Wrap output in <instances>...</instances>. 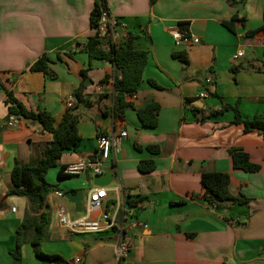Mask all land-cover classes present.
<instances>
[{
	"label": "crops",
	"instance_id": "1",
	"mask_svg": "<svg viewBox=\"0 0 264 264\" xmlns=\"http://www.w3.org/2000/svg\"><path fill=\"white\" fill-rule=\"evenodd\" d=\"M94 4L0 0V264H41L29 244L19 260L13 258L29 203L9 191L15 162L36 166L53 139L36 121L8 117L7 91L28 110L50 113L56 125L71 109L79 116L81 142L62 155L60 168L98 161L99 133L128 134L103 168L114 181L104 188L107 196L100 209H90V195L100 188L88 184L85 174L59 182L56 170L49 171L47 181L61 190L46 199L58 227L48 228L42 252L71 264L77 258L80 264H118L114 230L73 234L61 227L59 210L65 208L70 216L73 210L75 218H100L119 208L126 213L130 247L120 264H264V137L259 131L245 133L243 124L234 123L235 113L222 110L224 103H239L244 119L264 116V0H106L110 15L124 24L115 44L131 45L148 57L138 92L128 99L133 107L122 116L113 113L115 65L91 63L83 50L97 32L90 24ZM181 23H188L185 31L197 36L199 44H174L172 32L184 30ZM238 52L244 57L235 59ZM45 56L49 73L32 70ZM208 73L212 85L204 82ZM77 92L89 104L75 111L81 106ZM203 93L207 97L201 98ZM153 104L158 106V125L151 128L143 125L138 110ZM148 146L159 152L151 153ZM231 149L248 153L261 170L234 169ZM142 161H153L155 170L141 173ZM204 172L228 173L231 194L243 195L249 203L213 207L192 198L202 191ZM71 190L83 191L82 213L64 198Z\"/></svg>",
	"mask_w": 264,
	"mask_h": 264
},
{
	"label": "trees",
	"instance_id": "2",
	"mask_svg": "<svg viewBox=\"0 0 264 264\" xmlns=\"http://www.w3.org/2000/svg\"><path fill=\"white\" fill-rule=\"evenodd\" d=\"M94 8L90 15V24L97 30L96 34L89 38L83 50L88 54L90 62L94 60H107L113 62L116 68V79L114 84V115L122 116L125 111L133 107L128 101L130 97L137 94L140 84L143 81V72L147 65V53L134 49L131 45L128 48L115 44L111 36L102 35L99 32L100 21L104 12H108L106 0H94ZM110 14V13H109ZM237 17H233L235 20ZM182 29L188 28V23L180 24ZM230 27V23H226ZM179 57V55L177 56ZM182 62L187 63V58L180 56ZM32 70L49 73V59L45 56L37 61ZM78 105H88L89 101L84 99L80 92H77ZM6 104L8 106V117H23L27 120L38 122L42 128L52 134V142L46 148L42 159L34 167H27L16 161L11 172L12 189L10 196L25 197L29 203V209L17 229L16 251L13 258L19 260L21 249L25 244H30L35 250L41 264H71L65 258L57 254H46L40 250V245L48 238V228L51 221V214L47 206V196L52 192H60L58 185L47 181L49 171L58 165L62 155L67 151L75 150L81 142L78 130L79 116L74 109L67 111L60 124H55L54 117L46 112L35 113L28 110L14 95L7 91ZM158 106L153 104L138 110L139 119L146 127L154 128L158 125ZM222 110H232L235 113V124H243L244 132H261L264 137V116L256 115L252 119H244L239 103L236 106L228 103L223 104ZM212 113H218L214 111ZM151 153H158L159 148L148 146ZM230 155L233 168L248 173H255L261 170V165L253 163L248 153L241 149H231ZM156 165L153 161H142L139 171L143 174L151 173ZM64 166H61L58 177L63 179ZM202 191L199 194H192V198H201L210 206H217L224 202L238 205H246L249 199L243 195L233 196L230 192V175L221 172H204L201 176ZM120 264V262L118 263Z\"/></svg>",
	"mask_w": 264,
	"mask_h": 264
},
{
	"label": "built area",
	"instance_id": "3",
	"mask_svg": "<svg viewBox=\"0 0 264 264\" xmlns=\"http://www.w3.org/2000/svg\"><path fill=\"white\" fill-rule=\"evenodd\" d=\"M124 27L116 18H113L108 12H104L100 21L99 32L102 35H108L115 40L118 35V30ZM172 40L176 46L199 44L200 39L197 36L189 34L185 30L177 29L172 32ZM244 57L243 52H238L235 59ZM207 85H212L213 77L210 73L204 79ZM201 98L207 97L206 93L200 95ZM69 108H73V102L68 103ZM128 136L126 131L120 132L118 135L98 134L97 140L100 151V159L98 161L85 160L77 164H72L64 167L63 173L65 176L73 177L89 172L93 176L103 174V168L107 161L110 160L111 152L119 150V146L124 138ZM107 192L104 188L96 189L90 195V209H100L103 200L106 198ZM15 212L16 209L12 208ZM59 223L61 227L73 234H100L109 231H115L118 236L117 262H120L127 256L130 249L128 242L125 240L126 231V213H119V208L113 213L104 212L100 218L83 217L73 219L65 208L59 210ZM137 224L131 225L135 227ZM79 258L73 260L72 264H80Z\"/></svg>",
	"mask_w": 264,
	"mask_h": 264
},
{
	"label": "water",
	"instance_id": "4",
	"mask_svg": "<svg viewBox=\"0 0 264 264\" xmlns=\"http://www.w3.org/2000/svg\"><path fill=\"white\" fill-rule=\"evenodd\" d=\"M85 176H86V182L88 184L92 183L93 186L97 188L108 187L114 181V175L111 173H105L100 176L91 177L90 173L87 171L85 172ZM64 198L75 205V209L77 213L83 212L84 194L82 190L68 191L64 194Z\"/></svg>",
	"mask_w": 264,
	"mask_h": 264
},
{
	"label": "rangeland",
	"instance_id": "5",
	"mask_svg": "<svg viewBox=\"0 0 264 264\" xmlns=\"http://www.w3.org/2000/svg\"><path fill=\"white\" fill-rule=\"evenodd\" d=\"M82 108H84L83 107V105H81L80 107H79V109H77V110H75V111H78V110H80V109H82ZM59 168H60V166L59 165H57L56 167H53L51 170L52 171H55L56 170V180L57 181H59V182H64V181H71V180H73V178H64V179H58V177H57V173H58V171H59ZM71 216H72V218L73 219H76L75 217L77 216V214L72 210L71 211ZM49 227H58V225H57V222L56 221H54V219H53V217L51 218V224H50V226ZM34 248L32 247V245H28V250H30V251H32ZM35 251V250H34ZM42 251V250H41ZM43 251H44V249H43ZM43 253H45V252H43ZM47 254V253H46ZM34 256L35 255H32L31 254V256L28 258V260H27V262H30L31 263V258H34Z\"/></svg>",
	"mask_w": 264,
	"mask_h": 264
}]
</instances>
